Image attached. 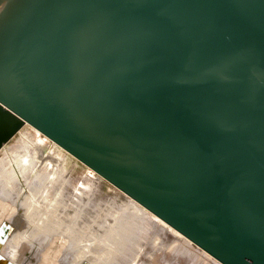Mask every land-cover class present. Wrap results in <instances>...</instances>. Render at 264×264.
Here are the masks:
<instances>
[{
    "label": "water",
    "instance_id": "1",
    "mask_svg": "<svg viewBox=\"0 0 264 264\" xmlns=\"http://www.w3.org/2000/svg\"><path fill=\"white\" fill-rule=\"evenodd\" d=\"M223 264H264V0H0V149L27 123Z\"/></svg>",
    "mask_w": 264,
    "mask_h": 264
},
{
    "label": "rangeland",
    "instance_id": "2",
    "mask_svg": "<svg viewBox=\"0 0 264 264\" xmlns=\"http://www.w3.org/2000/svg\"><path fill=\"white\" fill-rule=\"evenodd\" d=\"M31 130L0 150V264H221L184 236L151 231L152 216L77 158L53 159L55 142L37 149Z\"/></svg>",
    "mask_w": 264,
    "mask_h": 264
},
{
    "label": "bare ground",
    "instance_id": "3",
    "mask_svg": "<svg viewBox=\"0 0 264 264\" xmlns=\"http://www.w3.org/2000/svg\"><path fill=\"white\" fill-rule=\"evenodd\" d=\"M26 124H30V127H31V131H33L34 133H35V135H36V139H37V141L38 142H42L41 144H37L36 146H37V149L39 148V150H45V147H46V145L47 144H49L50 142H55V144H58L56 141H54L52 138H50L48 135H46L44 132H42L41 130H39L38 128H36L35 126H33L31 123H29V122H27ZM25 124V125H26ZM24 125V126H25ZM23 126V127H24ZM22 127V128H23ZM21 128V129H22ZM20 129V130H21ZM19 130V131H20ZM18 131V132H19ZM17 132V133H18ZM30 132V131H29ZM16 133V134H17ZM20 133V132H19ZM15 134V135H16ZM14 135V136H15ZM13 136V137H14ZM19 136V135H18ZM13 137L1 148V149H3L5 146H7V144L13 139ZM34 137V136H33ZM15 139V138H14ZM13 139V140H14ZM30 144V143H29ZM29 146V145H28ZM58 146L63 150V152L61 153V152H57V153H54V154H52L51 155V157L53 158V159H55V157H58V158H60L61 160L63 159V158H66L67 156H69V155H71V156H73V157H75L73 154H71L70 152H68L65 148H63L60 144H58ZM44 147V148H43ZM0 149V150H1ZM4 151V150H3ZM9 152H11V151H9ZM3 153V152H2ZM12 153V152H11ZM4 154V153H3ZM24 154V153H23ZM51 154V153H50ZM12 155V154H11ZM54 155V156H53ZM13 156V155H12ZM14 157V156H13ZM35 157V156H34ZM76 158V157H75ZM7 159H9V158H7ZM25 159V158H24ZM78 159V158H77ZM37 160V159H36ZM79 160V159H78ZM17 161V160H16ZM80 161V160H79ZM3 162V161H2ZM32 162V161H31ZM82 162V161H81ZM17 163V162H16ZM83 163V162H82ZM21 164V163H20ZM19 164V165H20ZM83 164H85V163H83ZM18 165V164H17ZM16 165V166H17ZM86 165V164H85ZM40 166V165H39ZM47 166V165H46ZM88 166V165H87ZM34 167V166H33ZM89 167V166H88ZM29 174V173H28ZM90 175L91 176H93L94 177V175H99V176H101L99 173H97L93 168H91L90 167ZM101 177H103V176H101ZM104 178V177H103ZM105 180H107L106 178H104ZM108 181V180H107ZM108 182H110V181H108ZM111 183V182H110ZM112 184V183H111ZM112 186H114V187H116L117 189H119V190H121L120 188H118L117 186H115L114 184H112ZM85 189V188H84ZM121 192L123 193V194H125L129 199H130V201H129V203H132V204H134V205H137V206H139L141 209H139L141 212L140 213H143V210L144 211H146L150 216H152V221H151V225H152V228H151V231L153 230V228H154V225L156 224V225H158V227H160V228H162V230L168 235H166V237H168L167 239H169V240H171L170 242H172V241H174V240H177V238L178 239H180L181 237H186L184 234H182L181 232H179L178 230H176L174 227H172L170 224H168L165 220H163L162 218H160L158 215H156L155 213H153L152 211H150L148 208H146L144 205H142L141 203H139L137 200H135L134 198H132L130 195H128L126 192H124L123 190H121ZM162 221L165 223V224H163L162 223ZM160 222V224L162 225V226H159V223ZM157 227V226H156ZM155 227V228H156ZM157 227V228H158ZM156 228V229H157ZM159 229V228H158ZM175 236V237H174ZM176 238V239H175ZM186 238H188V237H186ZM151 239V238H150ZM189 239V238H188ZM136 240H138L137 241V243L139 244V245H141V243H140V240H139V237H136ZM190 240V239H189ZM153 241H154V238H152L148 243V246L149 245H152V243H153ZM190 241H192V240H190ZM175 242V241H174ZM193 242V241H192ZM194 243V242H193ZM196 244V243H195ZM138 245V246H139ZM197 245V244H196ZM198 246V245H197ZM200 247V246H199ZM201 248V247H200ZM203 249V248H202ZM204 250V249H203ZM204 251H206V250H204ZM207 252V251H206ZM142 253H144V252H142ZM141 253V254H142ZM208 253V252H207ZM145 254V253H144ZM211 255V254H210ZM212 256V255H211ZM143 257V256H142ZM215 258V257H214ZM216 259V258H215ZM219 261V260H218ZM220 262V261H219ZM221 263V262H220ZM165 264H168V261H166V263ZM221 264H223V263H221Z\"/></svg>",
    "mask_w": 264,
    "mask_h": 264
}]
</instances>
